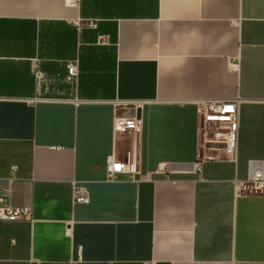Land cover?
<instances>
[{
    "label": "crops",
    "instance_id": "crops-1",
    "mask_svg": "<svg viewBox=\"0 0 264 264\" xmlns=\"http://www.w3.org/2000/svg\"><path fill=\"white\" fill-rule=\"evenodd\" d=\"M232 99L235 161L198 113ZM131 146L138 180L108 181ZM255 171L264 0H0V197L32 217L0 219V264H264V192L236 189Z\"/></svg>",
    "mask_w": 264,
    "mask_h": 264
},
{
    "label": "built area",
    "instance_id": "built-area-1",
    "mask_svg": "<svg viewBox=\"0 0 264 264\" xmlns=\"http://www.w3.org/2000/svg\"><path fill=\"white\" fill-rule=\"evenodd\" d=\"M88 25L93 26L90 20ZM69 75H75L76 66H67ZM198 113L200 116V127L204 145L215 146L222 152V156L228 160L235 161L237 155V139L239 124V103L237 100H205L199 103ZM114 133L135 134L141 131V121L136 117L115 116L113 119ZM212 147V148H213ZM215 149V148H214ZM165 164H160L163 168ZM120 175H130L138 180L140 169L136 160L134 147L124 151L119 157L116 152L108 156L106 162V179L115 181ZM236 189L238 192L263 193L264 174L262 171H255L249 178L237 181ZM75 202H87L88 198L81 188L74 190ZM3 198L0 197V219L6 220H31V208L16 207L2 204ZM143 264H155L147 262Z\"/></svg>",
    "mask_w": 264,
    "mask_h": 264
},
{
    "label": "water",
    "instance_id": "water-1",
    "mask_svg": "<svg viewBox=\"0 0 264 264\" xmlns=\"http://www.w3.org/2000/svg\"><path fill=\"white\" fill-rule=\"evenodd\" d=\"M136 117H137V118L140 117V112H139V110H137V115H136Z\"/></svg>",
    "mask_w": 264,
    "mask_h": 264
}]
</instances>
